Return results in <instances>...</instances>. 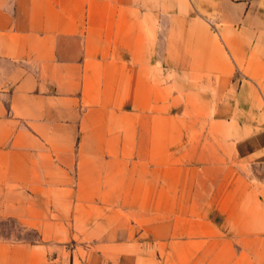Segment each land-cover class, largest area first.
<instances>
[{
	"label": "crops",
	"instance_id": "crops-1",
	"mask_svg": "<svg viewBox=\"0 0 264 264\" xmlns=\"http://www.w3.org/2000/svg\"><path fill=\"white\" fill-rule=\"evenodd\" d=\"M0 264H264V0H0Z\"/></svg>",
	"mask_w": 264,
	"mask_h": 264
}]
</instances>
